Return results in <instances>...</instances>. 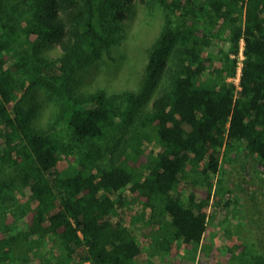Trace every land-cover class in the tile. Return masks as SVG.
<instances>
[{"label": "trees", "instance_id": "obj_1", "mask_svg": "<svg viewBox=\"0 0 264 264\" xmlns=\"http://www.w3.org/2000/svg\"><path fill=\"white\" fill-rule=\"evenodd\" d=\"M33 1L32 19L24 23L0 4V192L18 187L27 209V219L0 224V264H12L16 252L43 235L60 242L62 257L54 264H139L140 243L116 214L134 192L152 214L160 205L174 239L199 244L222 149L242 147L264 171V0H151L162 10V28L148 55L143 94L70 87L69 72L118 42L107 22L118 0ZM25 37L57 43L61 54L40 61L28 44L16 47ZM241 40L236 85L228 79L236 74ZM24 80L59 96V117L76 139L91 144L74 168L58 169L62 139L31 124L34 106L20 105ZM103 142H124L122 153L132 162L146 155L142 170L102 161ZM153 143L159 152L149 148ZM189 167L204 183L203 199L185 195ZM251 263L264 264V256Z\"/></svg>", "mask_w": 264, "mask_h": 264}, {"label": "rangeland", "instance_id": "obj_2", "mask_svg": "<svg viewBox=\"0 0 264 264\" xmlns=\"http://www.w3.org/2000/svg\"><path fill=\"white\" fill-rule=\"evenodd\" d=\"M118 1L120 7L109 14L107 21L114 28L118 42L112 46L109 54L103 52L87 67L69 72L70 87L75 93L86 94L103 89L107 94H121L124 91L141 94L145 89L146 64L152 44L162 28V10L151 0ZM0 4L7 11L8 17L17 23L32 19L33 0H0ZM120 12L123 16L119 18ZM27 44L31 51H37L40 61L53 59L61 54L57 43L34 38H22L16 47L22 50ZM240 44L243 45L242 40ZM218 46L223 50L227 48L223 40ZM216 50L214 48L213 53ZM165 79L164 72L148 95L144 109L150 107ZM228 80L238 85L236 75ZM28 84V80H24L19 91L20 105L34 106L31 124L48 129L62 139L58 169L74 168L78 165L80 151L91 144L76 139L66 122L59 117V96L46 85L38 83L28 88ZM102 144L104 162L125 161L134 170L141 171L147 160L144 154L136 162L126 159L122 153L124 142ZM149 148L153 153L161 149L157 143ZM212 179L211 197L206 206L208 225L197 245L174 239L169 217L160 205L152 214L151 208L144 206L147 199L137 192L129 197L126 204L118 207L116 214L134 232L140 243L139 264H252V258L264 256V171L258 167L256 159L240 146L223 148L217 173ZM187 182L182 187H185V195L191 192L196 199L205 198L204 183L192 167L188 169ZM227 198L232 200L229 206L218 208L213 205L214 201L224 202ZM24 202L26 195L16 186L0 192V224L19 221L27 212ZM116 214L113 220L117 219ZM61 257L59 240L43 235L28 248L16 252L11 263L54 264Z\"/></svg>", "mask_w": 264, "mask_h": 264}, {"label": "built area", "instance_id": "obj_3", "mask_svg": "<svg viewBox=\"0 0 264 264\" xmlns=\"http://www.w3.org/2000/svg\"><path fill=\"white\" fill-rule=\"evenodd\" d=\"M243 57H244L243 56V45L241 46V44H240V48H239L238 54L236 55V58H237V67H236V74L235 75H236V80L237 81L239 80V77H240V72H241Z\"/></svg>", "mask_w": 264, "mask_h": 264}]
</instances>
